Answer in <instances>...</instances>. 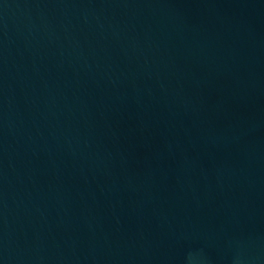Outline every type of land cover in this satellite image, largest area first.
Segmentation results:
<instances>
[{"label": "water", "instance_id": "obj_1", "mask_svg": "<svg viewBox=\"0 0 264 264\" xmlns=\"http://www.w3.org/2000/svg\"><path fill=\"white\" fill-rule=\"evenodd\" d=\"M0 264H264V0H0Z\"/></svg>", "mask_w": 264, "mask_h": 264}]
</instances>
